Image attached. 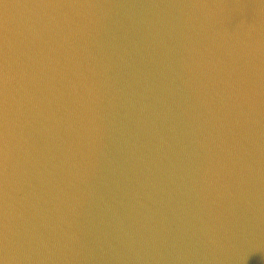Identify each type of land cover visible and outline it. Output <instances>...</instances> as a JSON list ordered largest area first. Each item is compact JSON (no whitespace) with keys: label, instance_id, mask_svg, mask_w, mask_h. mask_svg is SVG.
<instances>
[{"label":"water","instance_id":"1","mask_svg":"<svg viewBox=\"0 0 264 264\" xmlns=\"http://www.w3.org/2000/svg\"><path fill=\"white\" fill-rule=\"evenodd\" d=\"M0 264H264V0H0Z\"/></svg>","mask_w":264,"mask_h":264}]
</instances>
